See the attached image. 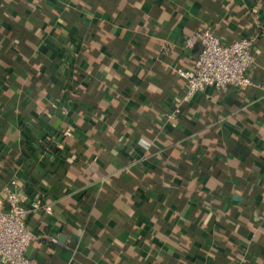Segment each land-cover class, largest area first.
I'll use <instances>...</instances> for the list:
<instances>
[{"label": "crops", "instance_id": "obj_1", "mask_svg": "<svg viewBox=\"0 0 264 264\" xmlns=\"http://www.w3.org/2000/svg\"><path fill=\"white\" fill-rule=\"evenodd\" d=\"M206 29L257 38L254 84L168 120ZM13 180L53 207L34 264H264V0H0V197Z\"/></svg>", "mask_w": 264, "mask_h": 264}, {"label": "built area", "instance_id": "obj_2", "mask_svg": "<svg viewBox=\"0 0 264 264\" xmlns=\"http://www.w3.org/2000/svg\"><path fill=\"white\" fill-rule=\"evenodd\" d=\"M257 38L251 37L224 44L212 29H206L187 39L186 48L200 45L194 69L179 71L185 81V95L167 115L172 120L181 113L183 103L191 102L207 88L226 92L230 88L245 89L254 84L251 73L256 65ZM149 148V143L142 142ZM53 214V207L42 198H32L13 180L0 197V261L2 264H33L26 252L35 239L28 219L36 212ZM57 242L56 239H51Z\"/></svg>", "mask_w": 264, "mask_h": 264}, {"label": "trees", "instance_id": "obj_3", "mask_svg": "<svg viewBox=\"0 0 264 264\" xmlns=\"http://www.w3.org/2000/svg\"><path fill=\"white\" fill-rule=\"evenodd\" d=\"M33 264H34V262H33Z\"/></svg>", "mask_w": 264, "mask_h": 264}]
</instances>
